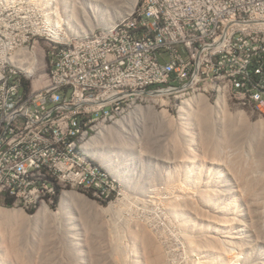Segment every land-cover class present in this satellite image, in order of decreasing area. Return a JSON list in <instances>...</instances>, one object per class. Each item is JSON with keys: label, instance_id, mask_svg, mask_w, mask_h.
Segmentation results:
<instances>
[{"label": "rangeland", "instance_id": "1", "mask_svg": "<svg viewBox=\"0 0 264 264\" xmlns=\"http://www.w3.org/2000/svg\"><path fill=\"white\" fill-rule=\"evenodd\" d=\"M92 1L96 0H0V57L9 58L28 48L38 59L37 69L30 77L22 71L24 79H45L52 68L51 44L73 41L75 28L91 33L108 27L111 19L104 22L87 12ZM97 1L115 13L116 8L108 5L111 0ZM112 1L126 2L117 10L127 13L134 0ZM52 28L59 29L56 39L49 34ZM251 77V82L231 94L224 88L220 98H206L199 116L191 114L183 128V100L202 94V84L199 90L160 91L136 98L131 108L153 106L167 113L171 122H153L144 109L145 123L136 119L126 130L113 129L97 141L98 149L108 153L121 171L92 158L109 174L106 183L111 190L106 196H94L82 186L58 184L52 203H45L50 198L46 197L30 208L13 202L0 204L22 211L19 216L23 218L0 220V233L5 236H0V259L6 257L14 264L17 260V264H73L61 229L67 224L61 222L59 212L65 188L91 203L89 210L80 208L83 213L79 209L73 215L74 226L79 225L77 247L82 264H264V106L258 109L251 102L257 89L264 96V81L260 84L262 76L256 72ZM223 118L226 121H220ZM105 125L115 127V122ZM185 130L190 138L183 134ZM223 167L245 184L244 197L220 186L222 179L228 180ZM251 171L259 177L250 183L247 174ZM214 173L222 175L220 183ZM209 191L213 194L208 200L203 194ZM44 205L57 216L38 219Z\"/></svg>", "mask_w": 264, "mask_h": 264}, {"label": "built area", "instance_id": "2", "mask_svg": "<svg viewBox=\"0 0 264 264\" xmlns=\"http://www.w3.org/2000/svg\"><path fill=\"white\" fill-rule=\"evenodd\" d=\"M132 25L119 35L107 37L90 48L78 50L76 57L63 61L59 85L48 89L50 73L41 83L30 82L33 95L20 94L18 63L37 59L28 48L11 57H0L3 86L0 90V185L22 183L25 170H36L34 187L24 194L44 188L50 178L37 175V168L53 167L65 180L81 181L90 194L106 196L110 185L95 177L88 164L76 165L69 149V133L86 123L97 109L117 105L136 92L156 93L190 86L199 90L216 73H233L235 90L251 82L256 72L264 81V0H148L135 6ZM228 19V27H221ZM62 49L49 47L51 63ZM195 50L202 59L179 74V65L188 64ZM50 90V101L37 106L36 95ZM234 90V91H235ZM229 92V93H233ZM211 95H208V99ZM258 109L264 106L262 91L251 95ZM27 107V115L11 118V110ZM8 115V122H1ZM62 154L63 165H53V155ZM45 203L54 202V190Z\"/></svg>", "mask_w": 264, "mask_h": 264}, {"label": "bare ground", "instance_id": "3", "mask_svg": "<svg viewBox=\"0 0 264 264\" xmlns=\"http://www.w3.org/2000/svg\"><path fill=\"white\" fill-rule=\"evenodd\" d=\"M106 1L109 2L110 0H106ZM136 2H137V0H134L131 3L132 5L129 8V10L127 11V13L126 12L122 13L121 11L117 10V6L119 8L120 7L123 8V6H125L124 3H126V2H124V3L121 2V3L117 4L116 2L111 0L109 2L110 4H108V5H110L113 8L114 7L116 8V9L114 8L115 13H112L111 11L105 9L104 6H99L97 0L94 2L93 1L90 2V5H89L90 7L88 9L89 11H87L88 13H90L91 15H95L97 17V19L99 18V20H104V22L105 21L109 22V20L111 19V22L108 23L109 25H106V27L108 26L107 28L94 30L91 33H87L85 31H81V30L75 28L74 30H75V33L77 34V36L74 38L73 41L71 40V41L66 42V43L56 42L53 44L54 49H62V46L67 45V50H65L63 54H56L54 61L51 63L52 68H51V71L49 72L51 79L48 80V89H56L58 87V85H59V73L62 69L63 61H70L71 59L75 58L76 52L78 50H85L87 48L92 47L94 45V43L97 42L98 39H103V35H106L107 37H114V36L119 35L123 29L130 28V26L132 25L133 17L136 16V8H135ZM147 4H148V0H140V5H147ZM84 11H86V9ZM125 14H127V15L124 16ZM86 15H87V13H86ZM116 19H119V20L116 21ZM221 27H228V19H221ZM78 33H81V34H78ZM49 34L54 39H56L59 35V29L58 28H52V29H50ZM259 38L261 40H264V31H259ZM201 59H202V50H195L192 53V58H188V64H180L179 65V74H186L188 72V65H195V61H199ZM37 60L38 59H31V61L27 65L18 63L19 64L18 65V73H20V75H22V71H23L27 76H29V77L33 76L34 73L36 72V69H37V67L35 65V62ZM42 77L43 76H39L35 79H30V78L24 79V77L22 75V77H21V85L22 86H20V94H22V95H33V87H27V86H29L30 82L41 83ZM2 81H3V72L0 69V90L2 89L3 95H10V87L9 86H3ZM201 84H202V94L194 95L193 97H188L187 99L183 100V104L181 106V111L183 113V116H181L182 128L187 125L185 123V119L188 120L189 118L192 117L193 114H198L197 116H199L198 112L201 111L202 106L206 105V103H207L206 98L208 99V95H211V96L216 95V97L220 98L219 96L221 94V90H223L224 88H225L224 90H226L227 92L234 91L235 86H236V79H235V75L233 73H216L213 77L209 78L205 83H201ZM191 89L195 90V89H193V87H190V86H181L180 89H172L170 91L171 92H177V91H182V90H184V91L188 90L189 91ZM162 92H167V90H163V91H161V93ZM149 94H153V93L136 92V94H131L129 97H127L125 99H119L117 105L110 106L107 109H97L94 112V115L91 117L90 120H88L86 123H80V127H78L77 130L73 131L72 133H69V149H70V152L72 154V160H75V164L76 165L88 164L89 167L91 168L93 174L95 175V177H101L102 183H106V181L109 178V174L107 173V171L103 167H100L96 162H94V160H93L94 158L98 159L101 163H103L109 169H112V170L114 169V170H116L115 172H117V171L119 172L120 170H118L116 168V163H115L114 159L111 156H109L108 153L106 154L105 152L100 151L98 149L96 143H97V141H100L102 138H104L107 133H110V132L112 133L113 129L117 128V130L120 132L124 131L126 126L127 125H133L135 123L136 119L137 120H143V122L145 123L146 120H144V119H146L147 117L145 116L146 113H144V112H146L147 110H148L147 114L150 115L148 117H149V119H152L153 122L157 121L158 123L169 124L171 122V120H170L171 118L169 119V116L166 115L167 113L165 114L162 111L159 112L156 109H154L153 106H147V105L146 106H140L139 105V106H135V108H131L133 105V102L136 98H138L139 96H142V95L144 96V95H149ZM156 95H157V93H156ZM158 95H160V93ZM145 99H147V98H145ZM44 101H50V90H43V95H36L37 106H44ZM129 108H131V109L129 112H127L129 110ZM144 109H146V111H144ZM21 115H27V107H20V108H18V110H11V118H21ZM204 115L207 116V114H204ZM224 115H225V113H224ZM199 119H200V117H199ZM201 119H202V117H201ZM224 120L225 119L223 118L220 121L224 122ZM109 121H114L115 127H113V125L112 126L111 125H105V123L109 122ZM202 121H204V119H202ZM1 122H8V115H1ZM198 123L200 124V122H198ZM225 124H226V122H225ZM244 124L245 123H243V125ZM255 125H257V123H255ZM97 126L98 127L100 126L97 135L91 136L92 133L95 131V128H97ZM222 126H223V124H222ZM189 127H190V125H189ZM261 128H262V125H261ZM263 129H264V126H263L262 130ZM262 130L260 129V131H262ZM228 131H230V129ZM250 131L252 132V130H250ZM184 133L186 134L187 130H185V132H183V134ZM227 134H228V132H227ZM227 134H226V136H227ZM186 135L189 136V133ZM188 136H187V138H188ZM228 136H229V134H228ZM87 138H89L88 141H86ZM187 138H186V140H188L190 138V136L188 139ZM223 140H225V138ZM189 141H191V139ZM228 141H231V140L228 139ZM219 142L221 143L222 141H219ZM183 143H184V141H183ZM216 144H218V142ZM86 152L89 153L92 157H90ZM176 160L178 161V159H176ZM179 160H181V161L187 160L188 161L187 158L186 159L180 158ZM259 163H260V161H259ZM53 165L54 166L63 165L62 154L53 155ZM222 169L225 170V173H226V176L228 179L227 181H228L229 185L227 184V181L225 182V180L222 179V182H224V184L221 183L220 186L223 188H224V186L227 187V188H224L225 190H228V188H230L234 194H240L241 197H244L243 195L246 194L245 193V190H246L245 184L243 185V182L242 181L240 182V180L235 176L236 174H233L228 168L223 167ZM252 173L253 172L251 171V173L247 174L249 181L250 180L256 181L255 178H257L259 176H257V174H255V172L253 174ZM214 174L218 176V179H215L216 182L220 183V181H221L220 178L222 175L217 174V173H214ZM37 175H41V177L50 178V182H45L44 188H39V190H32L30 194H24L25 186L34 187V179L36 178V170H25V171H23V174L21 175V182L22 183H12L10 185L5 186L3 190L1 189V185H0V204H7L8 200H12L14 205H19L23 208H30L31 206L38 204L40 202L39 200H43L46 197H50V193L53 192V188H57L58 184L63 185V187H65V188H66L65 184H71V185H75V186L78 185V186L84 187L82 185L81 181L65 180V176H58V172L53 170V167L37 168ZM120 175H122V174L120 173ZM257 182H258V180H257ZM236 183H237V186H234ZM250 183H251V181H250ZM65 188L62 189L63 195H62L61 202H60V211L59 212L61 215V222L66 223L67 227L61 228L63 231L62 232L63 234L62 233L61 234L64 236L65 243H66L65 245H67L66 248L69 249L70 257L72 260H74L73 264H82L83 261H82L81 256H80L81 255L80 249L77 247L78 246L77 245V243H78L77 239L79 238L78 237L79 225L77 226V223H76V226H74L75 225L74 223L76 221H75V217L73 215H75V212L79 213L81 211L80 208H82V210L85 209L84 211L89 210L91 203L85 196H82V194H78V193L71 191V190H68V189L65 190ZM88 188L89 187H84V189H88ZM55 191H56V189L54 190V192ZM212 194L213 193L209 191L206 194L204 193L203 196L209 200V199H211ZM183 198L184 197L181 198V201L183 200ZM177 202H179V201H177ZM79 209H80V211H79ZM81 212L83 213V211H81ZM21 214H22V211H20V210L16 211L13 209H6V208L0 207V218H2L0 220H2V221H4L5 219H7L8 221H9V219L10 220L15 219V221H19L18 220L19 218H17V217ZM51 214L57 216L56 213L53 214L47 208V206L44 205L43 207H41L40 211L38 212L37 218L39 219V218H42L44 216H45L44 218H46V216H50ZM20 219L23 220L22 217H20ZM5 222H6V220H5ZM3 234L0 233V236ZM3 236H1V237H3ZM4 238H5V236H4ZM4 238L2 239L3 241H4ZM11 240H12V238H11ZM78 244H80V243H78ZM0 247H1V245H0ZM38 250H40V249H38ZM4 251H6V250H4ZM2 252H3V249H2ZM0 254H2L1 251H0ZM94 259H95V257H94ZM49 260H51V259H49ZM19 262H20V260H19ZM19 262L17 260L16 264ZM69 262H71V261H69ZM56 263H54V264H56ZM105 263L108 264L107 261ZM156 263H157V261H156ZM0 264H14V263H13V261H11V259L7 260L5 257V259H0ZM52 264H53V262H52ZM95 264H98V262Z\"/></svg>", "mask_w": 264, "mask_h": 264}, {"label": "trees", "instance_id": "4", "mask_svg": "<svg viewBox=\"0 0 264 264\" xmlns=\"http://www.w3.org/2000/svg\"><path fill=\"white\" fill-rule=\"evenodd\" d=\"M7 204H8V205L12 204V200H8V201H7Z\"/></svg>", "mask_w": 264, "mask_h": 264}]
</instances>
